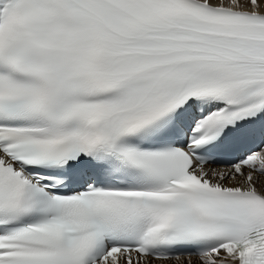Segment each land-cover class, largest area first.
I'll return each instance as SVG.
<instances>
[{
  "label": "snow or ice",
  "instance_id": "1",
  "mask_svg": "<svg viewBox=\"0 0 264 264\" xmlns=\"http://www.w3.org/2000/svg\"><path fill=\"white\" fill-rule=\"evenodd\" d=\"M0 264H264V0H0Z\"/></svg>",
  "mask_w": 264,
  "mask_h": 264
}]
</instances>
